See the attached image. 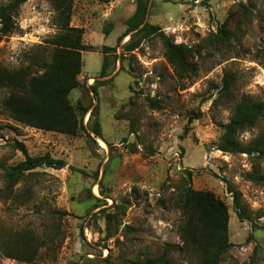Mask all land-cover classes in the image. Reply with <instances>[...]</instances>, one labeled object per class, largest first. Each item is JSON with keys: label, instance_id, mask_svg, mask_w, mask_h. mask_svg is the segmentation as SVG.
<instances>
[{"label": "rangeland", "instance_id": "374dc122", "mask_svg": "<svg viewBox=\"0 0 264 264\" xmlns=\"http://www.w3.org/2000/svg\"><path fill=\"white\" fill-rule=\"evenodd\" d=\"M11 1L0 0V7ZM136 5L74 0L71 26L82 28L84 44L94 47L82 53L81 87L71 94L73 105L90 108L77 136L15 121L5 106L12 90L0 87V162L25 160L16 141L32 157L49 154L66 162L63 169L27 173L9 192L0 170V264H141L166 247L179 250L184 186L214 193L229 209L233 246L222 264H264V183L247 179L248 173L264 175V158L217 149L236 103L247 96L264 103V0H150L146 22L175 43L200 50L190 80L176 75L159 36L124 50L130 37H119ZM56 14L51 0L24 3L15 32L0 40V68L42 73L51 62V39L61 33ZM227 21L237 36L219 43L215 35ZM105 46L114 50L108 76L100 78ZM228 73L235 76L233 96L218 100ZM148 98L158 99L161 108H151ZM96 107L103 139L91 131ZM194 114L200 118L191 123ZM263 133L261 120L237 139L246 146ZM232 191L241 193L243 218ZM107 215H116L111 228ZM26 234L45 244L35 260L7 258L3 247ZM169 258L173 264L200 263L181 252Z\"/></svg>", "mask_w": 264, "mask_h": 264}, {"label": "trees", "instance_id": "16d2710c", "mask_svg": "<svg viewBox=\"0 0 264 264\" xmlns=\"http://www.w3.org/2000/svg\"><path fill=\"white\" fill-rule=\"evenodd\" d=\"M27 1L13 0L0 7V40L15 32V18L20 7ZM51 1L57 13L55 22L61 30V33L51 39L53 45L51 62L45 63L43 72L37 74H33L29 67L12 72L0 68V87L12 90L5 100V106L9 116L15 121L39 130L77 136L85 129L84 117L90 108L85 107L80 101L76 106L73 105L71 94L81 87L78 76L82 73L83 68L82 53L92 51L94 47L84 44L82 28L71 26L74 0ZM100 1L109 2L110 0ZM149 3L150 0H137L135 13L127 20V29L119 37V42L130 37L124 45V50L133 52L139 47L142 40L159 36L165 49V57L176 75L186 80L196 77L199 65L195 61V57L200 54V50L183 43H175L159 26L147 23ZM228 23L229 21L215 35L217 42L227 43L231 38L237 36V31L230 30ZM110 32L108 28L105 29L106 34ZM113 50L111 47H103L105 56L100 78L108 76L110 53ZM97 82L95 81V83ZM234 86V74H226L218 100L221 98L228 100L232 97ZM92 89L97 93L94 86ZM147 101L151 108H161V102L158 99L148 98ZM97 111L96 107L90 114V119H95L91 131L98 138L103 139ZM199 118L200 115L194 114L190 117V122ZM261 120H264V103L253 100L249 96L245 97L234 105L232 118L223 127L224 133L217 149L224 153H241L263 159L264 133L251 140L246 146H242L237 139L240 133L254 128ZM13 146L21 151L26 158L13 166L0 162V170L5 172L4 177L9 184L7 191H12L13 187L27 173L38 168L63 169L66 166L63 159L52 158L49 154L38 157L28 155L27 147L22 142L16 141ZM188 174L191 175V172L189 171ZM247 179L259 184L264 183V175L257 172L248 173ZM232 192L237 213L240 218H243L246 210L241 203V193L239 191ZM179 205L184 218L181 227L182 248L177 250L166 247L160 257L147 258L141 264H173L169 258L173 252L197 257L200 260L199 264H222L225 255L233 246L229 240L230 214L227 205L214 193L195 190L191 186H184L180 190ZM115 219L116 215H107L109 228ZM44 245V243H37L34 237L26 234L3 248L7 258L32 263L39 249Z\"/></svg>", "mask_w": 264, "mask_h": 264}]
</instances>
